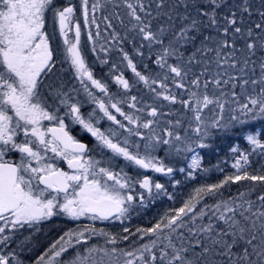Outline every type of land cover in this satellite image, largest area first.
I'll use <instances>...</instances> for the list:
<instances>
[{"label":"snow or ice","instance_id":"snow-or-ice-1","mask_svg":"<svg viewBox=\"0 0 264 264\" xmlns=\"http://www.w3.org/2000/svg\"><path fill=\"white\" fill-rule=\"evenodd\" d=\"M231 138L234 171L204 166ZM253 157L264 0H0V264H26L54 217L75 227L32 264H264Z\"/></svg>","mask_w":264,"mask_h":264},{"label":"trees","instance_id":"trees-1","mask_svg":"<svg viewBox=\"0 0 264 264\" xmlns=\"http://www.w3.org/2000/svg\"><path fill=\"white\" fill-rule=\"evenodd\" d=\"M242 141V140H240ZM238 142V139L231 138L226 139L222 142H220V148L218 152L213 153H202L204 159L203 164L206 167L214 168L217 163L222 164V166L225 168L224 174H230L232 171L230 170L229 166V147L233 144H236ZM241 147H244V145L241 143ZM253 166L258 167L259 163L261 161L257 162V158L253 157ZM223 176L219 172H213L212 174V181H215L217 179H222ZM203 180L192 182L191 184H188L186 186H181V189L179 191V197L177 198V205L179 204L180 200L186 199L188 194L192 193L195 187H198L200 183H203ZM238 190L237 185H232L230 188L225 189V196L229 194H235ZM242 190V189H241ZM169 205L166 203H156L150 205L142 214L141 217L137 218L134 215L133 223L139 224L140 226H143L148 223V221L155 215L157 212H162L165 210ZM69 227H74L73 225L68 224L66 221H58L57 223H51L47 226L41 227V231L38 233H35V241L36 246L32 249V251H28L25 249L23 252H21V257L26 261V264H32V261L41 254L48 246L49 244L55 239L58 238L60 234H62V230H67ZM28 234V231H25L23 235L19 237V239H23L24 236ZM15 247V244L10 245V248Z\"/></svg>","mask_w":264,"mask_h":264},{"label":"rangeland","instance_id":"rangeland-1","mask_svg":"<svg viewBox=\"0 0 264 264\" xmlns=\"http://www.w3.org/2000/svg\"><path fill=\"white\" fill-rule=\"evenodd\" d=\"M76 2L77 3H79V0H76ZM97 15H99V14H97ZM101 30L103 31V25H101ZM95 32V29L93 28V33ZM86 39H87V36L85 35L84 36V40L86 41ZM98 68V67H97ZM105 71H107V69H105ZM127 76H128V78H130V76H131V72L129 71L128 73H127ZM131 78H132V76H131ZM130 78V79H131ZM235 139H237V138H234V140ZM239 143L241 144H243L244 145V147H246V145H245V143L243 142V141H239ZM229 153V152H228ZM159 155L161 156V157H163L164 156V152L163 151H161L160 153H159ZM232 159H231V157L229 156V166H230V168H231V164H232ZM261 163H264V161H261ZM178 166H182V165H178ZM232 172L234 171L232 168L230 169ZM177 175V178H180V179H182V177L179 175V173H177L176 174ZM167 179V178H166ZM166 182V181H165ZM180 189H181V186H178L177 187V189L175 190L176 191V195H177V198L180 196L179 195V191H180ZM169 190L170 191H172V189L169 187ZM158 203L159 202H164V203H168V204H172L173 202L172 201H168L167 200V198L165 197V198H163V200L162 201H157ZM155 204V203H154ZM56 219H57V221H60V220H64V221H67L66 219H64V218H62V217H56ZM69 223H73V222H70V221H68ZM57 223V222H56ZM74 224V223H73ZM29 231V230H28ZM18 251H19V249H18Z\"/></svg>","mask_w":264,"mask_h":264},{"label":"flooded vegetation","instance_id":"flooded-vegetation-1","mask_svg":"<svg viewBox=\"0 0 264 264\" xmlns=\"http://www.w3.org/2000/svg\"><path fill=\"white\" fill-rule=\"evenodd\" d=\"M86 35V34H85ZM97 70V74L99 75L100 74V69H99V67L96 69ZM104 71H105V69H104ZM106 72V71H105ZM131 76H132V73H131ZM131 76H130V78H131ZM149 175H155V177H156V179H159L160 180V178L156 175V174H152V173H148ZM161 181V180H160ZM45 223H47V222H45Z\"/></svg>","mask_w":264,"mask_h":264}]
</instances>
